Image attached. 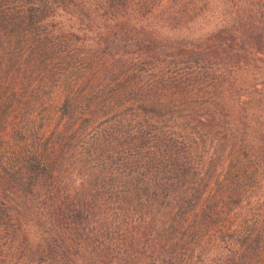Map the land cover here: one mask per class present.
I'll return each mask as SVG.
<instances>
[{"label": "trees", "instance_id": "obj_1", "mask_svg": "<svg viewBox=\"0 0 264 264\" xmlns=\"http://www.w3.org/2000/svg\"><path fill=\"white\" fill-rule=\"evenodd\" d=\"M0 264H264V0H0Z\"/></svg>", "mask_w": 264, "mask_h": 264}]
</instances>
